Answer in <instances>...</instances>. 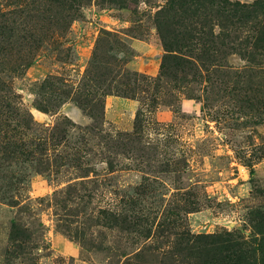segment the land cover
I'll list each match as a JSON object with an SVG mask.
<instances>
[{"label":"rangeland","instance_id":"1","mask_svg":"<svg viewBox=\"0 0 264 264\" xmlns=\"http://www.w3.org/2000/svg\"><path fill=\"white\" fill-rule=\"evenodd\" d=\"M166 7L0 0V264H195L179 234L257 237L264 17L233 54L177 14L168 66Z\"/></svg>","mask_w":264,"mask_h":264},{"label":"trees","instance_id":"2","mask_svg":"<svg viewBox=\"0 0 264 264\" xmlns=\"http://www.w3.org/2000/svg\"><path fill=\"white\" fill-rule=\"evenodd\" d=\"M107 1L111 5L125 7L138 0ZM168 2L171 7L161 8L155 14V26L166 53L164 58H167L168 66L176 65L178 59H185L184 56L179 55L180 50L175 48V25L179 22L176 24L174 18L177 14H181L180 26H183L184 30L192 28V33L197 31L192 36V43L200 39L209 43L204 36L206 35L212 39L210 45L212 52L230 49L233 54L236 47L234 44L238 39L237 33L245 27L254 28L250 22L252 19L264 17V6H256L259 4L258 0L252 5L237 0H168ZM207 12L211 13L210 17L207 16ZM214 25L218 33L205 32L207 28L213 30L211 26ZM260 27L262 31H257L253 43L256 51L257 46L264 42V24H260ZM199 33L201 35L197 36ZM192 52L194 57V51ZM245 54L247 58L250 56L249 52ZM195 58L200 59L197 55ZM249 216L251 230L257 236L249 242H242L239 234L234 231L212 235L182 233L178 235L176 243L179 246L182 243L190 245L186 257H191L195 264H264V213L250 212Z\"/></svg>","mask_w":264,"mask_h":264}]
</instances>
